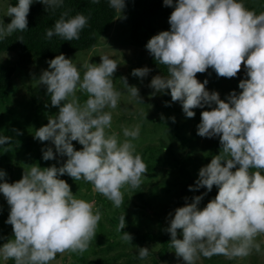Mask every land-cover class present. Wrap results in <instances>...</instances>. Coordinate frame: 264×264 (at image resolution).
Segmentation results:
<instances>
[{
    "label": "clouds",
    "instance_id": "obj_1",
    "mask_svg": "<svg viewBox=\"0 0 264 264\" xmlns=\"http://www.w3.org/2000/svg\"><path fill=\"white\" fill-rule=\"evenodd\" d=\"M36 0H15L3 9L5 24L0 20V41L16 31L28 29L30 6ZM46 10L62 7L64 0H40ZM99 3V0H92ZM109 6L123 12L126 0H108ZM173 6L170 30L160 31L146 48L168 75H156L149 87L156 93L170 90L172 101H180L187 117L194 109L209 106L201 113L197 134L219 137L222 149L209 164L199 170L189 190L206 188L169 213L166 231L171 234V247L184 264H196L200 256L210 258L247 257L261 251L257 237L264 236V12L246 7L244 0H164ZM89 18L82 13H62L46 38L57 35L64 40H79ZM17 40L23 41L20 37ZM48 69L39 77L45 85L57 114L36 129L34 138L51 141L55 146L42 149L45 161L56 155L67 157L59 167L33 164L16 182L5 180L0 170V193L10 205L5 223L13 226V237L0 246V259L15 264H51L58 253L87 251L101 220V212L92 202L79 198L64 174L75 181L83 179L93 190L110 200L114 207L124 204L122 188L142 186L147 165L136 152L135 140L140 126L123 127V137L107 130L112 127V110L117 108L121 91L114 86L116 60L101 56L100 63L78 65L59 54L48 61ZM246 69L239 82V93L233 90L226 99L218 91H209L197 73L209 68L218 76L232 78ZM151 69L135 68L132 75L146 77ZM127 93L142 102L137 86L123 78ZM77 92L86 95L81 102ZM167 103V102H166ZM214 105V107H213ZM173 122L175 117H172ZM17 131L18 134L19 130ZM13 137L0 135V146ZM73 141L83 147L77 150ZM216 186L217 195L203 208L204 196ZM187 200V197H185ZM117 231L126 226L125 215L119 218ZM182 230V238H178ZM122 239L132 241L124 232ZM148 247H139L141 260L149 255Z\"/></svg>",
    "mask_w": 264,
    "mask_h": 264
},
{
    "label": "rangeland",
    "instance_id": "obj_2",
    "mask_svg": "<svg viewBox=\"0 0 264 264\" xmlns=\"http://www.w3.org/2000/svg\"><path fill=\"white\" fill-rule=\"evenodd\" d=\"M10 1L11 0H0V20L4 19L5 24L10 23L8 22L10 17H4L3 9L7 7ZM244 2L249 9H252L257 13L264 12V0H244ZM132 7V3L129 0H126V7L123 12L119 11L109 37L102 39V41L90 51L75 53L67 58L73 59V62L78 65L85 62L98 64L101 62L102 55H108L110 58L116 60L119 65L114 73L113 79L115 88L121 91V97L117 108L112 110V127L107 130L109 134L112 132L119 133L120 139L123 140V127L139 125L140 135L139 138L134 141L137 153L144 150L146 146L150 145V143L158 145L160 139L164 138L167 141L165 144L169 145L170 142L173 143L172 153L177 157L182 158L179 156L184 152L180 147L181 140L173 138L171 135L172 132H170V130L167 131L163 124L159 123V119L166 116L169 106L171 110L169 112L171 115L182 121L186 120L190 129L196 130L202 119L201 113L210 109L209 106L204 108L197 107L194 109L196 115L189 118L183 112L181 102H173L170 94L169 98H166L163 93L152 95L155 90L149 87V84L153 76L150 77V74H148L146 77L140 78L132 75V69L129 68L130 63L128 58L134 53V49L139 47L138 43H132L134 39H132L131 31L129 30L130 17L127 12L130 11ZM164 10H170L168 14L169 19L171 13L174 11V7L166 6ZM170 27L171 26L169 25L164 30H170ZM140 36L145 39L146 43L143 46L146 48L147 42L154 36V34L148 32L146 35ZM143 50L146 53L149 52L146 49ZM4 57L12 59L16 58L14 53L5 54ZM49 60L50 59H40L37 63H34L27 68L18 67L12 79L11 99L6 104H0V118L4 120V125L0 128L1 135L7 136L9 134L14 139L11 140L12 142H14L15 139H18L17 141L21 142L13 145L10 141L8 144L4 145V147L7 148V156L9 157L10 164H6L4 161L6 159L0 155V170L6 171L7 175L4 179L10 183L21 179L25 169L35 164L33 151H36L37 147L44 146L40 145L38 140H33L34 145H32V152L27 150V137H33L35 133L31 117H33L37 111L40 112L41 119L42 121L45 120L44 125H46L49 122V117L57 114L59 111V106L53 107L51 105L50 94L47 93L46 86L40 84L39 81L42 72L49 67ZM145 66L151 69L150 64L137 65L135 68ZM211 72L212 68H209L207 74L199 81L203 82L207 79V89L209 91H214L213 86H210L213 80ZM125 77L127 78L129 85L138 87L142 102H140L138 98H133L127 93L123 83V78ZM245 78H247L246 69L242 65V68L236 77L221 79L222 89L218 92L220 93L222 90L224 92L221 93L220 96L223 99H226L227 95L233 90L237 91V93L242 91L239 89L238 85L240 80ZM77 96L80 98L81 102L87 98L85 94L80 92H77ZM146 112L155 115V120L153 122L147 120V123L144 124V115ZM11 116H13V118ZM141 117L144 118L141 119ZM14 130H19V133L21 134H18L17 131ZM192 133L193 131L191 134ZM196 137L197 139L190 141V145H187L188 150L192 151L193 157H195V159L187 166V169L192 175L194 184L198 178L199 170L209 164L211 159L220 153L211 151V148L214 146L218 137L207 138L199 135ZM74 142L75 141H73V144ZM51 145L54 146L52 143ZM74 146L75 148H78V150L83 147L81 144ZM166 151L167 150H164L161 154L166 161L159 163V165L156 164L158 168L155 172H149L142 177L141 187L132 188L126 185L122 188L121 191L123 193L124 204L118 208L114 207L113 203L105 196L95 192L93 186L83 179L75 181L70 176L63 177L62 179L67 180L71 185L73 193L79 198L92 202L94 207L100 210L102 216L96 229V237L92 239L87 251L82 254L71 251L58 253L56 258L51 261V264H83L84 261L81 256H83L84 259L105 256L108 257L113 264H128V261L130 262L129 264H155L153 258L156 256L158 264H184L183 258L178 257L172 247L168 250L165 259L159 258L158 252L162 245L159 240L154 243L144 242L133 244L122 239V236L124 235L122 232L123 230L135 228L147 230L148 225H150L154 232L157 233L160 228L170 222L169 213L171 212L174 215V210L180 207V182L178 185L174 184L171 186V191L169 192L166 191L167 185L165 186L161 184V182L164 181L176 182L177 178H179V165L174 161L170 164L171 155L166 153ZM58 156L61 157L59 154ZM65 157H63V162H60L58 159L48 160L43 163L41 167H49L53 164L59 167L67 160V157ZM155 183L159 185H157L156 194L152 199L153 207L150 209L145 206V202L140 197L139 192H142L144 195L143 197L150 201L155 190ZM201 189L203 188L198 190ZM215 192H218V188L213 186L210 193L204 196L199 207H205L207 203L216 196L214 195ZM155 211L158 214V218L155 215ZM9 214L10 205L7 203L4 195L0 193V246H2V241L8 239L7 237L13 234V231L11 230L12 226L5 223ZM121 215H125L126 226L122 231H117L119 223H116L114 219L116 218L120 222L119 218ZM178 238H182V230H178ZM257 241L261 242L260 252L253 250L247 257L231 259L223 255L225 261L218 264H264V236L257 237ZM139 247H148L150 249L148 257L143 260L138 256ZM130 253L133 255L131 256ZM80 259L83 262H81ZM204 261L205 257L200 256L196 261V264H204ZM0 264H9V260L4 261L0 259Z\"/></svg>",
    "mask_w": 264,
    "mask_h": 264
},
{
    "label": "trees",
    "instance_id": "obj_3",
    "mask_svg": "<svg viewBox=\"0 0 264 264\" xmlns=\"http://www.w3.org/2000/svg\"><path fill=\"white\" fill-rule=\"evenodd\" d=\"M129 1L133 5L132 9L127 12L128 16L130 17L129 30L131 31L132 39L136 40H133L132 43L139 44V47L135 48L133 51L134 53H132L131 57L128 58L130 63L129 68H131L133 71V69L137 65L150 64V77H154L156 75H168L167 66L160 65L155 60L153 55L149 54V52L146 53L143 50H147V48L143 46L145 45L146 41L145 39L141 38L140 35H146L148 32L156 35L160 31L168 27L170 25L168 22V14L170 10H164L166 7L164 5V0ZM10 3L14 4L15 0H11ZM46 8L47 6L41 3L40 0H36V2H34L30 6V12L28 14V29L22 32L16 31L13 34L7 36L3 41H0V104H6L11 99L12 79L18 67L27 68L30 65L37 63L40 59L51 60L59 54H64L66 57H68L75 53L90 51L91 49L96 47L102 41V39L110 36L114 21L119 14V11H116L109 6L108 0H99V3H92V0H64V4L62 7L56 8L55 10H46ZM64 12H68L69 16H75L78 13H82L89 18L88 24L80 33L79 40L67 41L57 35H53L51 39L46 38L47 30L54 27L55 22ZM11 19L12 17L9 18L8 22H11ZM20 37L23 38V41L17 40ZM9 53H14L16 60L4 57L5 54ZM208 71L209 69L203 73H197L198 80L203 78ZM211 77L213 80L210 86H213L214 91H219L220 89H222L221 79H228L226 77L218 76L214 69H212ZM223 92L224 91L222 90L220 94ZM163 94H165L166 98H169L170 90L167 93ZM221 99L223 98L221 97ZM169 111L171 110L168 106L166 116L164 118H160L159 123H162L167 131L170 130V132H172L171 135L173 138L181 140L180 147L182 150H184V152L179 156L182 158H179L174 153H172L173 143L170 142V146L168 144H165V142L167 141L164 138L160 139L158 145L150 143V145L146 146L145 149L140 151L138 154L142 156L143 161L147 165V172L145 174H148L149 172H155L158 168L157 165L166 161L164 156H162L161 154L164 150H167L166 153H169L171 155L170 164H172L174 161L179 165V178H177L176 182L164 181L161 182V184L165 186L167 185L166 191L169 192L171 191V186H173L174 184L178 185V183L180 182V206H183L186 203H191L194 196L206 192L207 189L203 188L198 191L189 190V185H194V181L190 171L187 169V166L191 161L195 159V157H193V152L188 150L187 145H190V141H194L195 139H197V128L196 130H191L186 120L182 121L180 119H177L175 116L171 115ZM39 113L40 112L37 111L36 114L31 117V119L33 120L32 126L34 128V132L45 123V120L42 121L41 114ZM11 117L13 118V116ZM144 117V124L147 123V120L149 122H153L155 120V115L151 114L150 112H146ZM144 117H141V119ZM172 117H175L174 122ZM3 125L4 120L0 118V128ZM192 131L193 133L191 134ZM27 139V150L32 152V145H34L33 140L37 141L38 139L34 138V135L33 137H27ZM17 140L18 139H15V141H11V143L13 145L21 143ZM38 142L40 145L44 146L37 147L36 151H33L35 157L34 162L35 164L41 166L43 163L47 162L42 158V149L52 147L55 151V146L51 145V141L41 142L40 140H38ZM77 144H79L78 141H75L74 145ZM76 149L78 150V148ZM221 149L222 145L218 137L214 146L211 148V151L218 153L221 151ZM0 155H2L4 159H6L4 160L6 164H10L9 157L7 156V148H5L4 146H0ZM56 159H58L60 162L64 161V158L59 157L58 154L56 155ZM63 177H68V175L64 174V176H62L61 178ZM157 185L159 184L155 183V190L150 198V201L143 197L144 195L142 194V192H139V195L145 202V206L147 208L152 209L153 207L152 199L156 194ZM209 193L210 192H207V194ZM217 193L218 192H215L214 195H217ZM185 197H187V200L185 199ZM155 215L158 218V214L156 213V211ZM114 221L116 223H119V220H117L116 218L114 219ZM169 223L160 228L157 233L154 232L150 225H148L147 230H140L139 228H135L123 231L128 232L133 237L132 241H129L133 244L144 242L154 243L159 240L162 245L159 249L158 256L161 259H165L168 250L171 248V234L166 231ZM11 230L13 231V226L11 227ZM13 235L14 233L7 238L10 239L13 237ZM6 242L7 239L2 241L1 243L3 245ZM130 255L132 256L133 254L130 253ZM81 258L84 261L83 262L80 259L83 264H113L110 259L105 256H100L93 259H84V257L81 256ZM153 260L155 264H158L156 256H154ZM224 261L225 259L223 255H214L210 258L205 257L204 264H218ZM129 263L130 262L128 261V264ZM9 264H15V261L9 260Z\"/></svg>",
    "mask_w": 264,
    "mask_h": 264
}]
</instances>
